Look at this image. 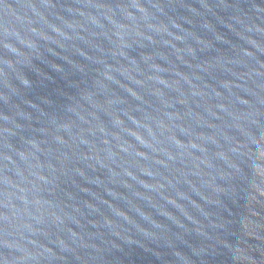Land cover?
<instances>
[{
  "label": "water",
  "instance_id": "obj_1",
  "mask_svg": "<svg viewBox=\"0 0 264 264\" xmlns=\"http://www.w3.org/2000/svg\"><path fill=\"white\" fill-rule=\"evenodd\" d=\"M0 264H264V0H0Z\"/></svg>",
  "mask_w": 264,
  "mask_h": 264
}]
</instances>
